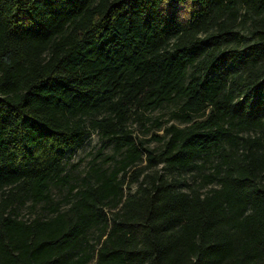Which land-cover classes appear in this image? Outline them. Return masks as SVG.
<instances>
[{"label":"trees","instance_id":"obj_1","mask_svg":"<svg viewBox=\"0 0 264 264\" xmlns=\"http://www.w3.org/2000/svg\"><path fill=\"white\" fill-rule=\"evenodd\" d=\"M170 104L159 151L133 141ZM93 130L114 169L20 216ZM197 159L211 172L182 183ZM0 264H264V0H0Z\"/></svg>","mask_w":264,"mask_h":264},{"label":"rangeland","instance_id":"obj_2","mask_svg":"<svg viewBox=\"0 0 264 264\" xmlns=\"http://www.w3.org/2000/svg\"><path fill=\"white\" fill-rule=\"evenodd\" d=\"M187 5H182L180 10L181 17H188L189 10ZM239 31L242 33L248 32V27L241 26L236 27ZM176 107L172 104L170 105H164L158 109L150 110V111H144L141 117L138 118H131L128 121V130L131 134V138L134 139L136 143H142L147 148L152 149V151L157 152L160 148L159 140L156 138H153V134H157L158 136H161L163 134L162 129H156L155 128V122L157 119L167 122V124H175V125H181L178 123L177 120L171 119L170 114L171 112L175 111ZM258 134V131H247L240 133V136L243 137H256ZM115 142L114 140H108L101 136L100 132L98 130H93L90 132V134L87 135L83 145L76 149L72 156L69 158V161L66 165V171L69 173L70 176V182L66 186H52L51 188V203L49 204H38V205H31L29 201H26L24 204H21L17 208V212L22 217L27 216H34L37 214H46L48 213V209L53 206L54 203L57 202H63L62 207H65L66 204L64 202L65 198L67 197V192L69 189L70 184H80L82 181V178L86 177L89 174L90 169L95 165L94 167L99 166V168H102L103 170H107L110 172L114 169L115 162L120 158L119 154L115 156L114 160H109L111 155L115 154ZM226 150H230L229 145L227 142H224V147ZM219 150H217V153ZM212 162H215L216 156H213L211 158ZM212 162H206L205 165H203L202 159L196 160V165L200 166V169L197 166H192L190 169H187L185 172H181L180 178L182 183L186 184H192L193 181L200 175L206 174L211 172L212 170ZM147 163L145 159V155L143 156V160L140 164L137 165V167H141ZM203 166H202V165ZM137 167L131 168L128 173V177H131L133 175V172L138 169ZM154 170L162 172H167V170L164 169L163 163H158L155 167L145 168V172H154ZM173 175L177 177V175L173 172ZM127 177V178H128ZM200 181V178L198 177L196 179V182ZM136 187L135 184H131V191ZM127 191V189H125ZM51 204V205H50ZM103 212L106 213V216H110L112 209L110 207H106L103 209ZM97 233V228H93L90 231V238L93 240L95 238V235ZM93 262V261H92Z\"/></svg>","mask_w":264,"mask_h":264}]
</instances>
